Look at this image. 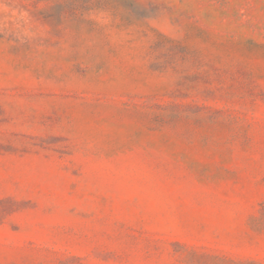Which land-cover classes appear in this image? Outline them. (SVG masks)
I'll return each mask as SVG.
<instances>
[{
	"label": "rangeland",
	"instance_id": "374dc122",
	"mask_svg": "<svg viewBox=\"0 0 264 264\" xmlns=\"http://www.w3.org/2000/svg\"><path fill=\"white\" fill-rule=\"evenodd\" d=\"M0 264H264V0H0Z\"/></svg>",
	"mask_w": 264,
	"mask_h": 264
}]
</instances>
